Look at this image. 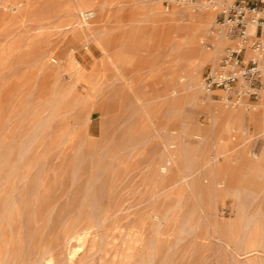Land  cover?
Instances as JSON below:
<instances>
[{
  "label": "rangeland",
  "instance_id": "1",
  "mask_svg": "<svg viewBox=\"0 0 264 264\" xmlns=\"http://www.w3.org/2000/svg\"><path fill=\"white\" fill-rule=\"evenodd\" d=\"M240 1L95 0L82 36L0 0V264H264V96L203 89Z\"/></svg>",
  "mask_w": 264,
  "mask_h": 264
},
{
  "label": "built area",
  "instance_id": "2",
  "mask_svg": "<svg viewBox=\"0 0 264 264\" xmlns=\"http://www.w3.org/2000/svg\"><path fill=\"white\" fill-rule=\"evenodd\" d=\"M258 4L261 6L259 11ZM258 14L262 16L258 17ZM253 20L258 25H264V0L249 4L238 2L228 11L227 19L221 26L227 30L228 35L238 38L243 45L249 37L246 34L247 24ZM257 39L250 45L255 54L254 59L250 58L244 62L243 57L240 56L244 47L238 51H227L221 57L217 68L203 79V89L206 92L231 91L240 82L249 96L257 98L260 93H264V45L259 38ZM228 97L231 98V96Z\"/></svg>",
  "mask_w": 264,
  "mask_h": 264
},
{
  "label": "bare ground",
  "instance_id": "3",
  "mask_svg": "<svg viewBox=\"0 0 264 264\" xmlns=\"http://www.w3.org/2000/svg\"><path fill=\"white\" fill-rule=\"evenodd\" d=\"M95 0H76V7H73L72 5H68L67 6V9L71 12V13H73V14H75V13H79V14H81V16H82V18L84 19L85 17H84V11L85 10H87V9H89L90 8V5H91V2H94ZM74 3V2H73ZM75 5V4H74ZM225 13H226V11H225ZM84 22H85V19H84ZM252 23H256L254 20L253 21H250V22H248V24H247V27H248V25H250V24H252ZM88 23H84V25L83 26H81V27H79V28H76V31L78 32V34L79 35H85V33H86V31H85V29L86 28H88ZM264 26V25H263ZM262 26V27H263ZM247 27H246V34L249 36V37H253L252 35H249L248 33H247ZM226 32H227V30H225ZM227 35H228V32H227ZM263 35H264V33H263ZM236 39V38H235ZM261 41V40H260ZM262 42V44L264 45V41H261ZM240 48H243V45L240 43V42H238V44H237V46H236V48H235V50H239ZM227 51H230V50H227ZM246 53V52H245ZM250 53H252V52H250ZM250 58H255V54L254 53H252V57H250ZM80 60V59H79ZM217 68V67H216ZM222 91V90H221ZM223 92H225V93H228V96H229V94H231V95H234L235 97H237L238 98V96H240V95H242V96H245V97H247L248 95H247V93L245 92V90H244V85H242L240 82H238L234 87H233V89L231 90V91H223ZM264 96V93H261L260 94V96ZM260 96H258L257 97V99L260 97ZM261 104H263L264 105V102H262ZM254 108V107H253ZM233 114H231V113H226L225 114V116H224V122H226V123H228L229 121H231L233 118ZM165 170V168H162V171H164ZM85 238H86V234L85 233H79V234H76V235H74L72 238H71V240H73L76 244H77V247H74V248H71V247H69V250H68V252H69V255L72 257V256H74L79 250H80V247L82 246V244H83V241L85 240ZM47 262V264H52V259L51 258H48L47 260H46Z\"/></svg>",
  "mask_w": 264,
  "mask_h": 264
}]
</instances>
